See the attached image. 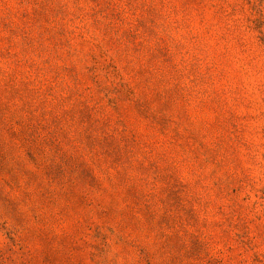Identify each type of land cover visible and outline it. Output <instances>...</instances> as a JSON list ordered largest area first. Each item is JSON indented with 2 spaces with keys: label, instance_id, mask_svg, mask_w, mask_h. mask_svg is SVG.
I'll use <instances>...</instances> for the list:
<instances>
[{
  "label": "rangeland",
  "instance_id": "374dc122",
  "mask_svg": "<svg viewBox=\"0 0 264 264\" xmlns=\"http://www.w3.org/2000/svg\"><path fill=\"white\" fill-rule=\"evenodd\" d=\"M0 264H264V0H0Z\"/></svg>",
  "mask_w": 264,
  "mask_h": 264
}]
</instances>
